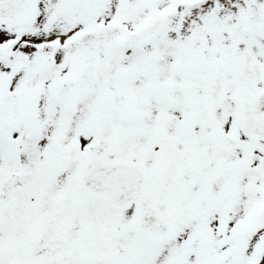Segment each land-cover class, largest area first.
<instances>
[{"label": "snow or ice", "instance_id": "obj_1", "mask_svg": "<svg viewBox=\"0 0 264 264\" xmlns=\"http://www.w3.org/2000/svg\"><path fill=\"white\" fill-rule=\"evenodd\" d=\"M0 264H264V0H0Z\"/></svg>", "mask_w": 264, "mask_h": 264}]
</instances>
